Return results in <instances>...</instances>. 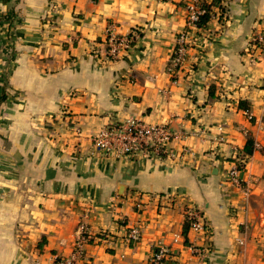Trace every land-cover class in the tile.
I'll use <instances>...</instances> for the list:
<instances>
[{
  "label": "crops",
  "instance_id": "1",
  "mask_svg": "<svg viewBox=\"0 0 264 264\" xmlns=\"http://www.w3.org/2000/svg\"><path fill=\"white\" fill-rule=\"evenodd\" d=\"M193 1L0 0V264H53L82 226L106 236L79 264H152L160 248L165 264H264V60L250 50L264 0H222L173 74ZM109 26L141 32L118 60L103 59ZM131 118L169 124L175 156L93 153L94 134ZM248 140L246 195L228 174ZM190 206L211 227L204 258Z\"/></svg>",
  "mask_w": 264,
  "mask_h": 264
},
{
  "label": "built area",
  "instance_id": "2",
  "mask_svg": "<svg viewBox=\"0 0 264 264\" xmlns=\"http://www.w3.org/2000/svg\"><path fill=\"white\" fill-rule=\"evenodd\" d=\"M187 25L177 37L176 46L170 63V71L175 74L186 60L188 50L191 47L190 34L191 29L200 32L206 29V26H198L197 22L200 15L206 10L200 4L199 0H195L188 5ZM217 9V15L222 19L225 15L223 7ZM214 13H212L213 15ZM141 37V32L132 31L127 34L118 33L114 26L106 29V47L103 54L104 60L120 59ZM257 59L264 60V34L257 33L252 38V46L250 48ZM173 132L167 123L154 124L146 123L136 118L131 119H115L113 122L103 126L96 134L92 136L93 153L101 156H117V157H157L170 158L174 157V151L170 144L172 142ZM245 155L243 152H235L233 154L234 165L232 166L228 178L236 187L240 188L247 195L249 190L242 183L239 176L240 170L245 164ZM239 162V163H238ZM185 215L192 219L191 229L203 234L204 242L201 245H190L191 250L204 258L211 250L212 242L211 227L202 211L195 206L186 208ZM140 235V228L135 226L128 233L129 239H136ZM91 236L88 228L82 226L81 235L74 243V249L69 256L54 255L53 264H79L85 259L83 246L88 243ZM166 248H160L152 258V264H165L167 257Z\"/></svg>",
  "mask_w": 264,
  "mask_h": 264
},
{
  "label": "trees",
  "instance_id": "3",
  "mask_svg": "<svg viewBox=\"0 0 264 264\" xmlns=\"http://www.w3.org/2000/svg\"><path fill=\"white\" fill-rule=\"evenodd\" d=\"M222 0H210V1H203V7L205 8V12L203 14L200 15V18L197 22V25L198 26H206L208 21L210 20L211 18V13L212 11L219 7L220 9L223 7V4H222ZM4 98V96H2V99ZM240 106H245L243 105V103H240ZM253 151V142L251 140H248L244 149H243V152H244V155H245V161L247 160V157L252 153ZM239 163V162H238ZM193 221L192 219L188 218L186 215H185V221H184V233H187L188 230L191 228V225H192ZM105 233H99L97 235H91L89 238H88V243H93L96 241V238H98V241H100L101 239H103L105 237Z\"/></svg>",
  "mask_w": 264,
  "mask_h": 264
},
{
  "label": "rangeland",
  "instance_id": "4",
  "mask_svg": "<svg viewBox=\"0 0 264 264\" xmlns=\"http://www.w3.org/2000/svg\"><path fill=\"white\" fill-rule=\"evenodd\" d=\"M203 3V1H200V4H202ZM202 6H203V4H202ZM53 120H56L55 118H53Z\"/></svg>",
  "mask_w": 264,
  "mask_h": 264
}]
</instances>
